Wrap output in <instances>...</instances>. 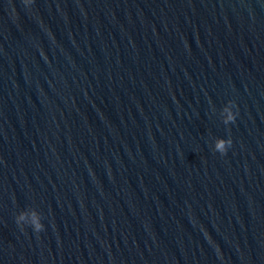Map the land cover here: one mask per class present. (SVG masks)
I'll use <instances>...</instances> for the list:
<instances>
[{
    "label": "water",
    "instance_id": "95a60500",
    "mask_svg": "<svg viewBox=\"0 0 264 264\" xmlns=\"http://www.w3.org/2000/svg\"><path fill=\"white\" fill-rule=\"evenodd\" d=\"M0 123L69 264H264V0H0Z\"/></svg>",
    "mask_w": 264,
    "mask_h": 264
},
{
    "label": "clouds",
    "instance_id": "9594fccd",
    "mask_svg": "<svg viewBox=\"0 0 264 264\" xmlns=\"http://www.w3.org/2000/svg\"><path fill=\"white\" fill-rule=\"evenodd\" d=\"M218 144V143H217ZM229 144L227 145H224V144H219V146L217 147L216 145H214L215 147V150L216 151H219L221 154H223L225 151H226V147L228 146ZM32 228L34 231H40L42 230L43 228V225L39 224V222L37 221L36 223H34L32 225Z\"/></svg>",
    "mask_w": 264,
    "mask_h": 264
}]
</instances>
